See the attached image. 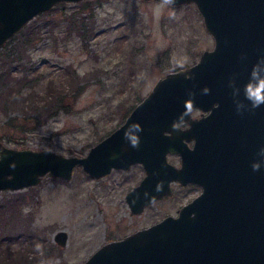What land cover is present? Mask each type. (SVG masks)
<instances>
[{
	"label": "water",
	"instance_id": "95a60500",
	"mask_svg": "<svg viewBox=\"0 0 264 264\" xmlns=\"http://www.w3.org/2000/svg\"><path fill=\"white\" fill-rule=\"evenodd\" d=\"M62 1L79 0H0V47L34 16ZM189 2L202 14L214 46L203 49L195 63L159 77L125 120L86 154L19 148L0 139V191L37 185L45 175L69 180L77 165L100 177L141 162L145 175L126 195L132 212L140 213L172 192L173 179L203 183L204 191L179 215L105 241L81 264H264V156L259 155L264 104L254 108L246 94L257 65L264 78V0H176V5ZM222 99L226 103L216 104ZM192 107L207 113L192 117ZM249 108L263 127L261 143L252 151L253 164L261 165L254 184L240 174L235 183L204 181L203 165L217 155L221 109L245 114ZM182 121L190 125L181 128ZM137 123L142 131L131 127ZM133 137L138 148L131 146ZM185 139H194V146ZM169 152L181 154V166L169 161ZM67 239L66 230L56 232L59 244Z\"/></svg>",
	"mask_w": 264,
	"mask_h": 264
},
{
	"label": "rangeland",
	"instance_id": "374dc122",
	"mask_svg": "<svg viewBox=\"0 0 264 264\" xmlns=\"http://www.w3.org/2000/svg\"><path fill=\"white\" fill-rule=\"evenodd\" d=\"M85 1H89L87 7ZM157 3L159 0L62 1L30 19L0 47V71L4 66L15 73L29 67L33 77H41L33 86L39 93L51 79L58 84L65 81L67 71L76 72L83 89L70 97L69 111L47 115L48 110L41 106L32 112L40 121H33L26 130L8 127L7 117L17 115L21 120L24 113L16 105L3 108L1 96L0 139L19 148L47 147L66 155H84L125 120L126 110L145 97L159 77L179 68L177 65L195 63L203 49L214 46V37L194 2L165 9L159 21L153 16ZM172 10L175 19H169ZM71 19L77 25L85 23L87 33L70 31ZM17 56L23 59L15 60ZM24 108L26 113L33 111V107ZM11 133L13 139L8 137ZM143 175L138 163L100 177L77 165L69 180L45 175L37 185L2 190L0 200L23 197L25 218L20 223L41 229L53 247H20L18 240L7 243L12 251L25 253L19 256L21 264H81L105 241L148 226L174 209L173 199H166L139 214L132 212L125 194ZM60 229L68 232L64 245L55 240Z\"/></svg>",
	"mask_w": 264,
	"mask_h": 264
},
{
	"label": "trees",
	"instance_id": "16d2710c",
	"mask_svg": "<svg viewBox=\"0 0 264 264\" xmlns=\"http://www.w3.org/2000/svg\"><path fill=\"white\" fill-rule=\"evenodd\" d=\"M87 2L89 3V1L84 2V7L88 6ZM68 29L70 31L77 30L80 35H85L88 30L85 23L81 22L77 25L74 19H71ZM14 58L19 61L23 59L21 56ZM31 71L29 67H24L15 73L13 68L6 66L0 71V97L4 98L3 108L8 105H16L24 113L21 120L17 115L7 117L6 123L8 127L12 128V131L17 128L26 130L27 125L33 121H40V117L32 112L39 111L41 106H45L43 110H48L47 115L56 114L63 109L69 111L71 107L70 97H75L83 89L79 82L81 81L79 75L76 72L67 71L68 75L65 79L67 83L64 81L56 84L51 79L45 90L39 93L33 86L41 77H33ZM75 83H77L76 86H74ZM25 106L33 107V111L24 112ZM130 110L129 107L125 114ZM8 137L13 139L12 133ZM22 198L20 195H13L0 200V264H21V261H18L19 256H25V253L19 249L12 251V246L7 243L8 240H18L22 245L20 247H53L43 236L41 229L29 222L20 223L21 218H25L23 217L25 215L23 204H21Z\"/></svg>",
	"mask_w": 264,
	"mask_h": 264
},
{
	"label": "flooded vegetation",
	"instance_id": "af4514ba",
	"mask_svg": "<svg viewBox=\"0 0 264 264\" xmlns=\"http://www.w3.org/2000/svg\"><path fill=\"white\" fill-rule=\"evenodd\" d=\"M224 103H226V101L223 99L216 102V104L218 105L220 104L223 105ZM250 111L252 112V110H250L249 108L245 114H240L238 110L226 112V110L221 109V116L219 119V139H218L217 155L215 160L214 157H211L203 165L205 169L204 178H203L204 181L210 183L211 181L216 179L218 184H223V182L235 183L234 176L238 177V175L240 174L241 177H245V176L248 177L249 186L251 185V179H252V184H254L255 181H254V170L252 167L253 165L252 151L254 152V150H256L255 149L256 144L261 143V141L258 140H261L260 131H262L264 125L263 127L261 125H258L256 117H254ZM206 113L207 111H203L198 107L191 108L192 117H200ZM253 113H255V111H253ZM178 125L181 128H186L190 125V123L186 121H182L179 122ZM185 140L190 147L194 146V142H195L194 139H185ZM170 156H173L174 159H170ZM168 159L176 166H181V154L179 152H169ZM135 164H132L130 168ZM138 164L141 165L142 169L144 170L143 163L139 162ZM128 169L129 168L127 169L113 168L111 171L128 170ZM144 175H145V170H144ZM139 182L137 184H139ZM132 188H130L129 190H131ZM171 189L172 192L169 195H165L162 198H158L154 200L153 202L146 205L145 209L157 204L161 200L173 199L172 202L175 203L174 209L166 211L163 217L167 215L177 216L180 213L181 207L185 203L191 201L192 199H194L196 196L200 195L204 191V186L203 183H198L195 181H189L187 183H183L178 179H173L171 180ZM128 191L125 194V200Z\"/></svg>",
	"mask_w": 264,
	"mask_h": 264
},
{
	"label": "clouds",
	"instance_id": "9594fccd",
	"mask_svg": "<svg viewBox=\"0 0 264 264\" xmlns=\"http://www.w3.org/2000/svg\"><path fill=\"white\" fill-rule=\"evenodd\" d=\"M176 5V0H159V3H157L153 9V16L154 18L159 21L161 18L163 12L165 9L171 8L174 9ZM176 18V12L174 10L169 12V19H175ZM177 67L183 69L185 67L184 64L177 65ZM258 68L259 65L256 66V68L253 71V80L246 86V94L247 98L253 101V107L258 108L261 104H264V78H259L258 74ZM259 81L256 83V81ZM205 94L208 92V89H205ZM190 96H194V93H190ZM132 128H135L137 131H142V127L137 123L133 124L131 126ZM173 127H176V122H174ZM125 139H130L128 131H125ZM131 146L138 148L139 147V140L138 138H131ZM259 155L264 156V148H262L259 152ZM13 168L15 165L12 166ZM253 170L257 171L260 169L261 165L260 163H254L252 165ZM159 190V186L158 189Z\"/></svg>",
	"mask_w": 264,
	"mask_h": 264
}]
</instances>
